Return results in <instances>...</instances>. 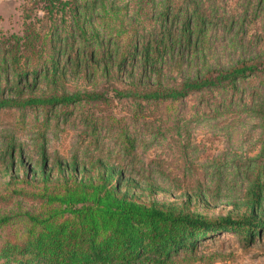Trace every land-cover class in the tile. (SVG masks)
Here are the masks:
<instances>
[{
	"label": "trees",
	"instance_id": "1",
	"mask_svg": "<svg viewBox=\"0 0 264 264\" xmlns=\"http://www.w3.org/2000/svg\"><path fill=\"white\" fill-rule=\"evenodd\" d=\"M246 1L239 14L230 10L231 17L218 19L195 0H184V7L165 0L157 21L151 22L153 0H129L122 6L121 0H37L43 15L36 21L54 25L58 32L29 21L21 35L0 36V73L6 74L0 78V111L70 114L78 105L100 99L96 91L68 92L69 74L112 78L120 83L113 87L115 97L149 104L177 102L204 91L233 92L238 83L255 80L259 91L251 112L264 133V0ZM218 20L239 21L254 51L213 68L198 54L206 46L209 26ZM185 57L195 63L182 77ZM101 122L93 115L82 119L86 130ZM95 133L85 140H95ZM120 137L117 157H54L49 166L40 145L36 169L23 164L14 145L7 147L10 166L16 154L22 177L9 176L5 186L12 185V196L25 197L39 209L23 212L19 239L0 243V264H212L223 258L207 248L215 236L232 233L245 246L262 236L260 165L248 171V188L232 211L206 218L190 210L188 200L177 204L153 198L159 191L155 182L127 177L134 140ZM137 191L151 198L141 200ZM10 221V216H0V227Z\"/></svg>",
	"mask_w": 264,
	"mask_h": 264
},
{
	"label": "rangeland",
	"instance_id": "2",
	"mask_svg": "<svg viewBox=\"0 0 264 264\" xmlns=\"http://www.w3.org/2000/svg\"><path fill=\"white\" fill-rule=\"evenodd\" d=\"M127 1L121 0L120 6ZM164 1L153 0L148 12L153 17L151 22L157 21ZM176 1L184 7V0ZM195 1L218 19L230 16V10L239 14L247 2ZM40 5L37 0H0V36L21 35L29 21L45 31L58 32L54 25L36 21L42 19ZM132 7L131 18L135 14ZM201 49L199 60L213 68L227 67L240 55L254 51L239 21L219 20L209 26L206 46ZM194 63L185 57L182 77L192 71ZM5 75L0 73V78ZM119 84L102 75L69 74L68 92L96 91L101 94L100 99L73 110L69 108L70 114L46 115L41 110L28 109L0 111V216L11 217L7 225L0 227V243L19 239L25 226L21 215L39 209L37 203L25 197L12 196V185L5 186L9 176H17L18 181L22 177L16 154L10 166L6 155L10 145H14L15 153H20L24 165L36 169L40 164V145L44 147L48 166L54 157L69 160L77 156L86 161L88 155L110 154L114 158L119 151L120 135L125 134L134 140L135 148L131 164L126 166V176L143 183L155 182L159 191L153 198L177 204L188 200L189 209L206 218L224 216L232 211L233 203L242 201L248 188L251 173L248 171H255L260 165L264 173V133L251 112L254 94L259 91L257 81L238 83L233 92L204 91L177 102L154 104L115 97L113 87ZM86 115L100 117L101 124L86 130L82 125ZM94 130L97 138L85 140L86 134ZM262 181L264 194V175ZM137 193L141 200L151 198L145 192ZM207 243V248L223 255L212 264H264V232L246 246L232 233L215 236Z\"/></svg>",
	"mask_w": 264,
	"mask_h": 264
}]
</instances>
